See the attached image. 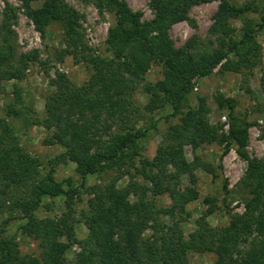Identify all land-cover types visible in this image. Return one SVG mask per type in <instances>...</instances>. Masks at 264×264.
Instances as JSON below:
<instances>
[{"label": "trees", "instance_id": "1", "mask_svg": "<svg viewBox=\"0 0 264 264\" xmlns=\"http://www.w3.org/2000/svg\"><path fill=\"white\" fill-rule=\"evenodd\" d=\"M20 1L38 31L50 21L59 24L63 47L57 50V59L79 52L93 75L81 85L59 70L50 79L53 89L43 98L42 115L35 116L47 132L43 143L56 144L62 151L48 160L47 167L18 147L13 126L0 117V212L8 204L20 207L25 220L18 229L39 247L38 256L21 253L13 235L1 236L0 264H67L64 254L72 242L78 246L73 264H191L189 252L213 253L212 264H264V157H247V123L232 117L226 133H218L217 125L208 121L204 99L198 97L196 107L187 108L176 123L165 128L150 158L139 151V138L146 131L132 124L165 103L171 105L170 116H176L186 102L191 79L208 75L216 66L240 73V87L248 91L245 78L260 60L255 37L264 27V8L258 20L251 22L244 14L257 10L252 0L241 4L217 0L206 30L211 37H192L175 47L168 36L169 26L186 18L192 4L212 0H148L149 19H142L124 0H96L99 8L106 7L113 14L105 39L108 55L104 56L85 52L80 14L64 0H40L35 8L29 6L34 0ZM8 16L3 13L0 21V91L2 81L21 79L28 63L37 60L35 50L17 49ZM231 18L243 22L238 39ZM153 62L161 66L162 78L145 86L152 99L141 105L133 99V91ZM126 108L133 117L124 114ZM203 142H226L222 153L228 151L229 143H235L238 155L247 159L244 178L249 197L241 213H230L228 225L208 227L203 215L196 220L199 233L184 238L175 215L197 196L193 170L200 164L185 159L183 146ZM65 161L73 162L78 185L67 181L63 187L53 178L55 164ZM39 167L47 168L42 175ZM129 169L151 183L149 198L138 183L130 192L115 185ZM108 170L116 175L103 184L85 185L87 175ZM184 175L189 185H181ZM79 187L89 195L87 208L79 212L87 230L81 240L74 236L71 216L54 219L34 214L44 196H62L71 211ZM129 193L134 200H129ZM162 194L169 197L167 207L155 202L154 197ZM162 216L170 219L168 224ZM145 228L149 235L139 238Z\"/></svg>", "mask_w": 264, "mask_h": 264}, {"label": "rangeland", "instance_id": "2", "mask_svg": "<svg viewBox=\"0 0 264 264\" xmlns=\"http://www.w3.org/2000/svg\"><path fill=\"white\" fill-rule=\"evenodd\" d=\"M79 14L83 39L90 54L108 55L106 49L107 28L113 23V14L106 7L99 8L96 0H64ZM133 11L141 13L142 19H149L152 12L148 7V0H124ZM236 4L251 0H228ZM257 6L256 11H247L244 17L251 22H256L258 16L263 13L264 0H252ZM218 1L192 4L185 15L186 18L172 23L168 28V36L175 47L182 45L189 38L211 37L206 30L211 23V15ZM41 4L40 0H34L29 6L35 8ZM7 13L10 28L15 34V44L20 51L35 50L37 60L29 62L24 76L19 80H4L1 82L0 91V117L5 118L12 126L18 138V147L29 157H36L47 167L48 160L60 153L62 149L56 145L43 143L47 132L38 123L35 115L43 113V98L53 87L50 79L54 72L59 70L75 85H81L93 75L90 64L81 58L79 52L65 53L60 60L57 59V50L63 47L62 30L56 21H50L40 32L34 28L32 21L27 16L26 6L20 0H0V21L2 14ZM233 35L238 39L242 34V20L231 18ZM255 41L260 47V60L251 72L246 76L249 90L240 87L242 76L240 73L224 70L216 66L208 75L191 79V88L186 95L180 113L170 116L171 105L165 103L151 113L141 114L133 124L134 128L145 130L144 136L139 138V151L142 156L150 158L160 140L165 128L178 121V117L189 107H196L198 97L204 99V105L208 109L209 123L217 125L218 133L227 131L228 123L234 117L247 123L246 144L244 151L248 158L264 157V27L256 34ZM243 71H245L243 69ZM162 78V68L158 63H151L144 72V80L139 82L133 91V99L141 105L147 104L152 99L145 86L151 85ZM126 116L132 115L131 109L124 110ZM133 117V115H132ZM223 144L216 142H203L196 145L183 146V154L187 161H198L200 164L193 172L197 191L195 199L184 205L183 211L175 215L179 219L177 225L184 238L192 232L199 233L196 220L203 215V222L208 227H223L228 225L230 213H241L244 210L243 203L249 197V184L245 185L244 174L247 167V159L236 152L235 143L228 144V151L222 153ZM205 166V168H204ZM39 167L42 175L47 168ZM123 167L127 166L123 164ZM127 169V168H126ZM53 178L65 187L67 181L78 185L80 178L74 170L71 161L58 162L53 167ZM114 170L101 171L89 174L85 177V185L103 184L115 176ZM181 185H189L186 175L181 178ZM135 183L145 189V196L149 198L151 183L135 174L133 169L128 174H123L116 179L115 185L130 192ZM14 196L17 195L13 192ZM89 195L79 187V197L75 199L71 212L63 202L62 196L41 197L40 204L35 208L37 217L71 216L74 224V236L81 240L86 237L87 230L80 219L79 212L87 208ZM129 200L134 197L129 193ZM158 206L170 205L166 194L154 197ZM7 205V204H6ZM211 209L210 212H206ZM166 214V213H165ZM164 214V215H165ZM165 224L169 223L167 216H162ZM23 210L20 207L7 205L0 212V237L13 235L17 241L21 253L38 256L39 247L35 240L21 233L18 227L24 222ZM150 230L145 228L139 238H145ZM61 239H63L61 237ZM78 246L72 242L65 251L67 264H73L74 255ZM187 259L191 264H212L214 255L211 252H189Z\"/></svg>", "mask_w": 264, "mask_h": 264}]
</instances>
